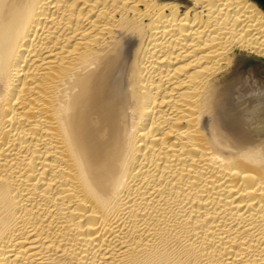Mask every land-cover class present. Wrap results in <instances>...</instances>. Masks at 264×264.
<instances>
[{
  "label": "bare ground",
  "instance_id": "bare-ground-1",
  "mask_svg": "<svg viewBox=\"0 0 264 264\" xmlns=\"http://www.w3.org/2000/svg\"><path fill=\"white\" fill-rule=\"evenodd\" d=\"M256 0H0V264H264Z\"/></svg>",
  "mask_w": 264,
  "mask_h": 264
},
{
  "label": "rangeland",
  "instance_id": "rangeland-1",
  "mask_svg": "<svg viewBox=\"0 0 264 264\" xmlns=\"http://www.w3.org/2000/svg\"><path fill=\"white\" fill-rule=\"evenodd\" d=\"M230 79H249L264 89V59L241 54Z\"/></svg>",
  "mask_w": 264,
  "mask_h": 264
},
{
  "label": "water",
  "instance_id": "water-1",
  "mask_svg": "<svg viewBox=\"0 0 264 264\" xmlns=\"http://www.w3.org/2000/svg\"><path fill=\"white\" fill-rule=\"evenodd\" d=\"M256 1L264 9V0H256Z\"/></svg>",
  "mask_w": 264,
  "mask_h": 264
}]
</instances>
